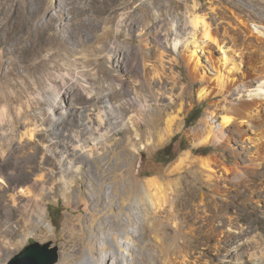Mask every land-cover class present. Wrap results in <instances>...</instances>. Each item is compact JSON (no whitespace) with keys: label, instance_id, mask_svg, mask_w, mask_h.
Listing matches in <instances>:
<instances>
[{"label":"rangeland","instance_id":"obj_1","mask_svg":"<svg viewBox=\"0 0 264 264\" xmlns=\"http://www.w3.org/2000/svg\"><path fill=\"white\" fill-rule=\"evenodd\" d=\"M182 1L185 3L186 0ZM68 2L67 5L66 0H0V110L6 109L15 120L13 133L3 134L0 129V147L4 149L11 141L19 144L20 135L27 132L29 134L22 136L21 142L28 147L34 146L42 150L44 136L41 135L39 123L42 122V117L47 118V122L50 120L47 110L48 97L51 96V83L62 86L65 80L66 87L61 91L63 100L68 103L69 99L70 103L78 107L84 103L87 104V94L79 87L75 79L76 74L78 72L84 76L89 83L102 92L106 91L104 81L111 74L117 54V52L112 54L108 52L109 43L117 42L115 44L117 49H124L128 53L135 52L138 45L143 44L142 38L138 35L140 28L145 26L154 28L159 19H165L171 27L166 26L177 32V20L183 14H188V6L183 4L181 9L176 11L175 17H172L169 9L164 7L165 0H68ZM189 3L193 4V0ZM214 4L218 5L217 1ZM160 8H164L162 16ZM52 14L56 18L52 29H47L39 38H36L38 24L46 22ZM80 18L83 24L78 23ZM121 21L122 24L119 26ZM220 23L221 19L218 17L216 24ZM226 27L232 31L236 30V27L230 24ZM251 28L257 31L264 30L259 23H251ZM93 29L94 33L91 31ZM190 32H193L192 29ZM255 34H257L256 31ZM226 38L232 46L230 36ZM251 38L253 39L251 48L264 49V38L261 40ZM148 41L153 43L154 39L151 37ZM248 42L250 43V38ZM59 43H66L67 48L61 49L59 56L51 57L50 54L53 51L59 50L57 48ZM155 49L158 51L151 53V58L147 59L148 64L154 60L159 61V53L163 50L156 45ZM222 51L216 45H211V54L219 60V66L229 68ZM169 56L167 60L178 57V61H176L177 66L174 68L173 77L168 78L169 92H171L166 94L168 99L154 102L147 111L134 115V119H139L138 121L127 119V125L110 133V136L115 137L116 140L112 139L106 149L113 151L117 146H123L122 141L127 140V135L131 134L127 132L130 127L132 134L137 132L139 134V138L133 140L136 146L128 152L123 151L113 155L106 153L109 159H102V162L98 160L99 157H95L98 153L94 154L90 151L91 156L83 163V171L90 170L97 173L93 175L90 172L89 176L76 173V182L67 193L62 186H58L59 190L46 197L41 203V207L45 209V216L36 217L35 215V218L28 221L26 225L22 221L26 218L24 211L29 201H23L13 214V221L17 225L16 230L13 233L0 231V264H6L21 248L34 241L42 243L51 241L53 246L59 247L60 256L56 264L83 263L89 256V245L93 242L94 233L98 232L101 223L106 224V217L116 216L127 221L126 214L132 213L131 202L140 193L141 185L151 176L167 180L169 177L166 170L181 154L188 151L198 157L212 158L214 156L213 160L216 158L212 165L215 174L219 177L220 190L216 201H211L210 198L202 201L201 219L198 217L189 221V224L194 226L192 228L199 230L196 235L198 238H191L192 245H198L191 249L192 253L202 257V264H208L211 258L214 264H230L227 259L234 260L233 255H235L230 253L233 242L245 239L247 243L241 249L244 251V257H247V259L245 257V264L264 261L262 260L264 259L262 256V253L264 255V139H262L264 119L261 118L264 116V108L261 111L263 114L259 112L257 115L255 108L239 103L241 97L247 100L251 98L247 90L251 84L250 81L254 78L252 65L258 60L256 63L260 66L261 60L248 58L242 70L250 77H244L243 72L235 70V81L227 90L220 93L215 86L216 93L220 95L217 98H203L200 95L201 90L205 89L208 92L211 90V85L204 82L201 79L202 76L216 80L217 75L207 48L197 52V58L194 61H190V52L183 46L177 50L173 49ZM252 56L258 55L252 53ZM166 66L172 67V63L168 62ZM67 71H70L72 75H66ZM146 71L151 72L152 75L154 70L152 66H149V68L146 67ZM119 72L122 73V69H119ZM171 100L176 102L173 106H171ZM230 103H237L234 105L235 110L224 109V106H229ZM197 106L202 107V113L197 120L187 123V115ZM61 111L59 106L57 114ZM227 112L234 120L233 124H223V116ZM168 114L178 116L177 125L171 134L165 136V139L155 138L158 129L165 125ZM125 116L127 118L129 115ZM253 120L260 124L258 128L254 127V129L250 126ZM134 125L137 126L138 131L135 130ZM31 129L33 131H30ZM204 132L210 135L207 141L204 140L207 136L204 137ZM151 134L152 140H150ZM116 141L119 142L117 145ZM169 144L171 146L165 152L175 153L176 157L167 163L165 160L168 156L160 151ZM91 145L89 148L92 147ZM102 146V143H98L100 151H103ZM106 161L109 164H106ZM116 162L119 163L118 167L115 166ZM54 165V160H49L48 166ZM193 171L191 169L180 173L181 181L194 189L201 188L206 183L200 174H195ZM100 172L106 177L103 178ZM18 177H25V174L20 173ZM96 183H100L99 188H102L99 190L100 202L88 193L89 188H93V184ZM38 191L34 189V193ZM2 195L4 192L0 191L1 210L5 207ZM110 196L113 197V201L105 207L104 197ZM124 196L130 197L131 200L121 205L120 199ZM31 205L32 208L38 207L35 203ZM221 205L231 206L228 213H224V210L220 208ZM205 208H208V211ZM92 217L95 220V227L89 228L88 223ZM53 221L58 224V227L53 224ZM74 224L78 225L74 230L75 235L70 232ZM214 225L220 232L218 235H213L214 238L209 241ZM131 229L136 227L131 226ZM123 230L122 226L107 228V230L105 226V231L109 234L105 237L103 230H99L100 239L96 243L97 247L102 249L105 244H108L107 237L110 236L116 235L118 240H125L122 235ZM167 232L174 234L171 229ZM180 234H183L182 230ZM181 235L178 239L182 241ZM173 241L174 243L176 241L174 237L167 239L169 243ZM127 242L134 249L130 250L128 246H124V251L133 252L132 256L138 259V264H155L157 260L155 245L150 232L148 235H133ZM219 245L222 246L221 251L217 250ZM259 245L262 247L260 248ZM108 246L111 255L108 264H119L122 251L114 248L110 243ZM188 250L182 249L180 262L185 263ZM251 252L255 253L258 260L250 255ZM97 256L92 255V260L94 264H101ZM126 263L132 264L128 261Z\"/></svg>","mask_w":264,"mask_h":264},{"label":"bare ground","instance_id":"obj_2","mask_svg":"<svg viewBox=\"0 0 264 264\" xmlns=\"http://www.w3.org/2000/svg\"><path fill=\"white\" fill-rule=\"evenodd\" d=\"M190 1L186 0L184 3L182 0H165L164 7L169 9L170 14L173 15L172 17H175L176 11L181 9L183 4L188 6V14H183L177 20V32L170 28V24H167L165 19H159L155 23L154 28L145 26L138 30V35L142 38L143 44L138 45L135 52L128 53L124 49H117L115 47L117 42H111L107 45L110 54L112 52H117V54L111 74L108 77L109 80L108 78L107 80L104 78L106 80L104 81L105 87L107 88L106 91L102 92V90L89 83L84 76L76 71L75 79L79 87L87 94V104L84 103V105L78 107L70 103L71 101L69 99L68 103L66 100H63L61 91L66 87L67 83L65 84V80L62 86L51 83V96L48 97L49 103L47 110L50 120L47 122V118L42 117V122L39 123L42 131L41 135L44 136L42 150L34 146L28 147L21 142L22 136L29 134L27 132L20 135L19 144H15L9 140L10 143L8 142L9 145L7 148L0 147V191L4 192L1 198L5 206L4 209H0V231L13 233L16 230L17 225L13 221V214L23 201H29L24 211L26 218L22 221L26 225L28 221L35 218V215L36 217L45 216V209L41 207V203L46 197L55 194L59 190L58 186H62L65 193H67L76 182V173H84L88 176L91 174L95 175L97 171H83V163L91 156L90 151H93L94 154L98 153V156L95 157H99L98 160L102 162V159H109V155L106 153L113 155L123 151L128 152L132 150V147L136 146L133 140L135 138L138 139L139 134L138 132L137 134L135 133L136 135L134 133L132 134V128L130 127L127 129V132L131 134L127 135V140L122 141L124 143L123 146L119 145L113 151L106 149V146H109L108 143L112 139L116 140L115 137L112 138L110 136V133L127 125V119H134V115L147 111L154 102L158 103L168 99L166 94L171 93L169 92L168 78L169 76L173 77L175 73L174 68L177 66L176 61H178V57L168 59L169 61L167 60V57H170L169 55H171L173 49L177 50L183 46L189 50L190 61H194L197 58V52L204 48H207L210 52V57L213 59L214 69L217 71V75L216 80L215 78L212 80L209 77H205V75L202 76L201 79L211 85L210 91L206 92L205 89L201 90L200 95L203 98H217L220 94L216 93L215 86L220 90V93L227 90L235 81V70L243 72L244 77H250L247 72L242 70V67L246 65L248 58L251 60L260 58V66L256 63L258 60L254 61L256 64L253 63L252 65L254 78L250 81L251 84L247 90L250 92L249 95L251 98L247 100L241 97L239 102L242 105L247 104L246 106L252 109L255 108L257 115H259L258 113L264 108V49L251 48L253 46V39L251 37L261 40L264 38V30L257 31L252 29L251 23H259L264 27V0H215L214 2H212L213 0H193V4H190ZM216 1L218 5L215 6L214 3ZM66 4H69L68 0H66ZM163 9L160 8L161 16L163 15ZM76 17L78 18V16ZM218 17L221 19L220 24H216ZM81 19H78V23L83 24ZM55 20L56 18L52 14L46 22L38 24L36 38H39L47 29H52ZM122 21L119 26L122 24ZM227 24L236 27V30H230L229 27H226ZM191 29L193 31L192 33L190 32ZM91 31L94 33V29ZM255 31L257 34H255ZM226 36H230L233 42L232 46L229 44ZM151 37L154 39L153 43L148 41V38ZM249 38L250 43L248 42ZM213 44L221 51L223 50V57L229 68L223 67V69L219 66V60L211 54V45ZM155 45L163 51L159 53V61L155 62V60H152L153 62L148 64L147 59H149L151 53L153 54L155 52ZM57 48L59 50L53 51L50 54L51 57L59 56L61 49L67 48V45L66 43H59ZM252 53L258 56L254 57ZM168 62L172 63V67L166 66ZM249 62L251 63V61ZM149 66H152V70H154L152 75L151 72L146 71V67L149 68ZM119 69H122V73L119 72ZM65 74L72 75L70 71H67ZM170 103L173 106V103L176 102L171 100ZM234 105H237V103H230L229 106H224V109L227 111L235 110L236 107ZM59 106H61L62 111L60 114H57ZM125 115L129 116L126 118ZM263 117L261 118L264 119ZM134 120L138 121L139 119L135 118ZM223 120V124L225 125L234 123L229 112L223 116ZM177 121L178 116L168 114L165 118V125L158 129L155 138L165 139V136L171 134L177 125ZM205 121L207 120L205 119ZM14 124L15 120L9 115L8 111L1 109L0 129L2 133H13ZM7 125H11L12 127ZM250 126L258 128L260 124L253 120ZM134 127L138 131L137 126L134 125ZM30 131H33V129ZM205 136L206 138L204 140L207 141L210 135L204 132ZM152 139L153 135L151 134L150 140ZM92 143L93 145H91ZM98 143L103 144V151L98 149ZM118 143L116 141L115 144L117 145ZM90 145L92 146L91 148H89ZM212 158L198 157L189 151L184 152L166 170V174L169 177L167 180H161L158 177L151 176L141 185L140 193L131 202L132 213L126 214L127 221H123L116 216L112 218H109V216L106 217V224L101 223L99 225V230H103L106 234L105 237L109 234L108 231H105V226L106 230L107 228H116L118 226H122L124 229L122 235L125 240H118L116 235L107 237L108 244L110 243L114 248L122 251L119 264H127V261L132 264H138V259L132 256L133 252H125L124 246H128L130 250H133L134 248L127 240L132 239L133 235H148L149 232L152 234L153 245H155V257L157 259L155 264H202V257L196 256L191 251L192 248L198 247L196 244L192 245L191 238L196 237L199 230L197 231L192 228L194 226L190 225L189 221L198 219V217L201 219L202 201H205L207 198H210L211 201H216L219 198V177L215 174L212 165L216 158L214 160ZM52 159L55 165L50 167L48 166V162ZM106 162V164H109L108 161ZM115 166L118 167L119 163L116 162ZM191 169L194 170L193 172L195 174H200L203 177L206 184L201 188L194 189L181 181L180 173ZM20 173H24L25 177L19 178L18 175ZM100 175L103 178L106 177L102 172H100ZM238 179L240 180V178ZM241 181H244V179H241ZM93 185V188H89L90 191L88 193L97 202H100L99 190L102 189L99 188L100 183ZM35 188L39 190L37 193H34ZM161 193L163 195L166 193V195L160 196ZM168 194L170 196H167ZM130 200V197L124 196L120 199V203L124 205L130 202ZM112 201V196L104 197L103 204L106 207ZM31 203H35L38 207L32 208ZM230 207L229 205L220 206L225 214L228 213ZM94 224L95 220L92 217L88 223L89 228H93ZM219 224L221 223L219 222ZM131 226L136 227V229H131ZM77 227L78 225L74 224L70 232L74 234V230ZM168 229H171L174 234H169L167 232ZM99 230L98 232L94 231L93 242L89 245V256L81 264H94L92 255H98L97 259L101 264L109 263L111 255L108 251V244H105L102 249L96 245L100 239ZM181 230L183 232L182 235L180 234ZM219 232V228L214 225L210 232L209 241L214 238L213 235H218ZM179 235L183 238L182 241L178 239ZM171 237L176 239L175 243L174 241L173 243L167 242V239ZM233 243L232 247L230 246V253L235 254L233 255L234 260L230 258L227 261L230 264H245L246 256L244 257V251L241 249L247 243V240L239 239ZM221 247L219 245L217 250L219 251ZM182 249H189L188 253H186V261L184 259L185 263L180 262L179 259ZM255 253L251 252L250 255L258 260ZM262 256H264L263 253ZM208 264H214L212 258ZM255 264H264V261H255Z\"/></svg>","mask_w":264,"mask_h":264},{"label":"water","instance_id":"obj_3","mask_svg":"<svg viewBox=\"0 0 264 264\" xmlns=\"http://www.w3.org/2000/svg\"><path fill=\"white\" fill-rule=\"evenodd\" d=\"M53 242L34 241L14 254L6 264H56L59 260V247Z\"/></svg>","mask_w":264,"mask_h":264},{"label":"trees","instance_id":"obj_4","mask_svg":"<svg viewBox=\"0 0 264 264\" xmlns=\"http://www.w3.org/2000/svg\"><path fill=\"white\" fill-rule=\"evenodd\" d=\"M202 113V107L200 106H197L195 107L193 110L190 111V113L187 115V118H186V122H193L195 120H197L200 116V114ZM171 146V144H169L167 147H164L163 149H161V153L168 156L167 159L165 160L167 163L171 162L175 157H176V154H172L170 152H165V150L167 148H169ZM205 154V153H204ZM50 207V206H49ZM53 224L58 227V224H56L54 221H53Z\"/></svg>","mask_w":264,"mask_h":264}]
</instances>
